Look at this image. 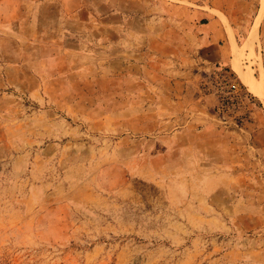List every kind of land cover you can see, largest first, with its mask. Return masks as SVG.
Here are the masks:
<instances>
[{
  "label": "rangeland",
  "instance_id": "374dc122",
  "mask_svg": "<svg viewBox=\"0 0 264 264\" xmlns=\"http://www.w3.org/2000/svg\"><path fill=\"white\" fill-rule=\"evenodd\" d=\"M201 14L256 105L214 134ZM262 56L264 0H0V264H264Z\"/></svg>",
  "mask_w": 264,
  "mask_h": 264
},
{
  "label": "crops",
  "instance_id": "0c3cea01",
  "mask_svg": "<svg viewBox=\"0 0 264 264\" xmlns=\"http://www.w3.org/2000/svg\"><path fill=\"white\" fill-rule=\"evenodd\" d=\"M201 15L202 17H206L207 21L200 20L197 25V56L199 57L194 61H198L200 65L198 66V69H200L198 75L201 76L202 71L225 67L234 77H237L236 79L239 81L240 85L248 92V88H246L248 86L233 68L229 47H226L225 43H223L224 39L228 40V34L226 33L225 26L221 22V19L206 14ZM229 41L231 40L229 39ZM175 76H180L179 79H174L175 88L178 92H175L174 95H170L174 98L175 109L179 110L185 107L187 112L184 114H176V121L174 123L184 121V124L186 123L188 127H192V130H197L201 134H214L222 131L216 119L215 107L218 102L216 95L204 88H197L196 91L192 92L190 85L193 83V77L190 71H178ZM181 87L187 88L186 92L179 93ZM248 93L250 94V92ZM251 99L253 100L254 97ZM250 105L253 109L256 108L255 102L250 101ZM180 106L181 108H179ZM175 126L177 125H174V127ZM184 131H187V128H184Z\"/></svg>",
  "mask_w": 264,
  "mask_h": 264
},
{
  "label": "built area",
  "instance_id": "2783aa9c",
  "mask_svg": "<svg viewBox=\"0 0 264 264\" xmlns=\"http://www.w3.org/2000/svg\"><path fill=\"white\" fill-rule=\"evenodd\" d=\"M262 66L264 68V56H262ZM205 89L216 95L218 101L216 110L224 124L246 116L245 108L252 101V96L227 70L219 69L208 75ZM236 124L240 126L239 121H236Z\"/></svg>",
  "mask_w": 264,
  "mask_h": 264
},
{
  "label": "bare ground",
  "instance_id": "6f19581e",
  "mask_svg": "<svg viewBox=\"0 0 264 264\" xmlns=\"http://www.w3.org/2000/svg\"><path fill=\"white\" fill-rule=\"evenodd\" d=\"M256 91H257V92H259V90H258V89H256ZM260 94H261V93H260Z\"/></svg>",
  "mask_w": 264,
  "mask_h": 264
}]
</instances>
